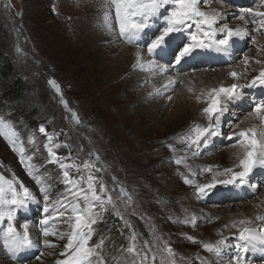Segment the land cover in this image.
<instances>
[{
    "label": "rangeland",
    "instance_id": "1",
    "mask_svg": "<svg viewBox=\"0 0 264 264\" xmlns=\"http://www.w3.org/2000/svg\"><path fill=\"white\" fill-rule=\"evenodd\" d=\"M262 5L264 0H209L206 5L202 4L201 10L218 12L220 16L217 26L239 21V29L247 30L248 35L243 39L233 37L228 51L218 53V56L210 54L217 53L214 50L198 49L201 52L194 55L192 62L187 59L176 66L175 71L170 68L164 75L147 67L145 70L134 68L133 74L124 73L118 78V84L111 87L110 79L98 71L85 76L91 66L99 65L101 49L107 47L108 43L121 40L118 29L115 33L110 32L105 24L104 15L107 12L113 28H116L111 0H0L1 52L9 58L15 74L21 79L20 85L29 93L26 94L27 103L37 107L42 118H48L23 145L16 142L17 138L6 125H0L5 133L0 135V176L8 181H16L17 187L23 183L35 197L28 207L18 210L15 224L22 231L20 226L28 223L33 239L39 244V248L23 250L27 255L20 257L23 251L17 254L21 263H16L0 240V252L4 258L14 264H32L38 262L35 257L41 251L54 250L59 255L63 244L67 242L66 239L50 237L53 243H59L62 248L43 246L40 220L48 214L43 211L44 200L40 186L29 175L25 163L21 162L19 149L23 148L24 156L31 157V163L38 166L35 175L45 182L46 187L50 186L52 197L65 192L62 170L58 164L49 162L48 151L44 147L48 142L47 136L39 131L44 127L48 134H55L50 147L62 158V162L80 165L79 172L75 167L69 169L73 176H83L86 181L91 173L109 189H116L110 193L116 207L108 204L99 209L97 222L92 225V239L89 241L93 245L103 239L104 245L100 251L105 264H126V257L130 264L133 257L123 250L129 246L133 236L136 237L138 248H143L146 242L162 246L156 237L162 238L174 249L175 264H230V258L238 254V234L235 235V232V236L221 237V217L226 212L242 214L241 204L252 201L258 203L259 199L264 198V176L261 175V169L256 170L254 179L253 176L250 178L261 185L255 192L247 186L241 188L217 184L210 193L198 197L196 186L212 179V173L200 171L203 168L211 166L213 172H222L225 168L239 171L236 167H230L238 157L232 164L230 158L241 150L239 146L232 147L233 141H229L227 136L239 132L245 122L248 127L260 126V121L250 119L253 116L249 113L253 100L264 97V88H243L242 96L233 100L224 99L227 110L221 124L223 136L211 138L206 147L196 150L198 155L193 156L181 138L188 135L194 138L195 133L191 129L196 125L206 127L208 124L202 109L207 106L203 101L207 99L209 89H204L196 81V73L223 71L228 74L232 84H246L252 78L246 72L253 70L250 65L260 66L254 61L257 58L263 59L264 51L258 52L257 48L264 45V34L255 30L259 25L251 22L252 17L245 10L251 8L264 11ZM241 15L247 19H240ZM243 21L244 24L248 22L245 27ZM157 27L159 21L142 34L138 43H146ZM192 30H195V26ZM261 31L264 32V29ZM253 37L257 44L252 43ZM187 40L186 34H178L173 47L166 51V56L158 55L156 62L165 65L174 63L175 47ZM121 43L146 53V48H138L123 40ZM245 57L252 61L247 67ZM240 68L243 73L237 80H233L229 74L238 73ZM175 75L179 77L174 79L175 85L169 86V89L164 88L169 78ZM49 80L59 86V93L56 87L49 84ZM198 96L201 102L196 101ZM61 97L67 102V109L61 103ZM72 112L76 113L79 123L72 119ZM13 143L16 150H13ZM176 160H181V163L178 165ZM86 162L95 167L85 169L83 164ZM185 178L191 179L193 183L185 184ZM120 188L132 197L130 205L126 203L127 196L119 194ZM236 190L248 192L245 197L237 200L230 198ZM249 190L254 195L248 194ZM69 199L76 202V197L70 194ZM79 204L83 206L84 201L80 199ZM250 206L254 208L252 203ZM60 211L65 210L61 208ZM193 215L197 220L196 226L190 223L186 226L183 221ZM106 221L111 223L110 228L107 223L104 225ZM113 221L119 222L118 228ZM135 221L136 226L131 225ZM50 225L54 231L67 232V214L64 217L54 215ZM96 225H100L99 230ZM5 226L0 224V230ZM104 228L108 230L104 231ZM114 236L117 240H114ZM187 236L194 237L196 243L189 241ZM221 238L226 240V244L216 259L215 254L204 251L202 244H215ZM261 249L264 252V244L259 242L254 249H250L246 253V264H264V258L254 261L251 258L252 253H255L253 258L259 257ZM59 258L66 257L59 255ZM149 264H153L151 254ZM154 264H161L159 254Z\"/></svg>",
    "mask_w": 264,
    "mask_h": 264
},
{
    "label": "snow or ice",
    "instance_id": "2",
    "mask_svg": "<svg viewBox=\"0 0 264 264\" xmlns=\"http://www.w3.org/2000/svg\"><path fill=\"white\" fill-rule=\"evenodd\" d=\"M208 2L209 0H111L115 11L116 28L114 29L110 22L109 13H105L104 20L110 32L115 33L118 29L119 39L138 48H146L147 57L150 59L145 60L140 51L136 53V64L141 67V70H145L147 67L164 75L169 72L170 68L175 71L176 66L181 65L189 58H194V53L197 49H209L217 53H224L231 47L233 37L243 39L248 35L247 30L230 28L227 23L217 26L220 14L215 11L205 12L201 10L202 4L206 5ZM245 11L252 17L251 22L254 25H259L255 30L259 34H264L261 31L264 29V11L251 8ZM240 19L247 18L241 15ZM157 21H159V27L156 28L153 36L144 44L138 43L142 38V34L152 28ZM193 26H195V30H192ZM181 33L186 34L188 40L175 47L173 52L174 63L170 65L158 64L156 57L172 48L175 43V37ZM252 43L257 44L255 37L252 38ZM257 51H264V45L259 46ZM244 62L247 67L252 61L245 57ZM254 62L261 65V68L258 75L252 77L246 84L233 83L230 87L222 85L219 88L208 90L207 99L203 101L207 106L202 109V113L208 120L207 126L196 125L191 129V132L195 133L194 138L191 135L181 138V142L187 144L188 150L192 152L193 156L198 155L196 150L206 147L211 138L223 136L221 124L227 110L224 103L225 98L233 99L239 96L243 88H264V59L257 58ZM229 75L236 79L240 74L231 72ZM175 83L174 79L169 78L167 84L163 87L168 88L169 86H174ZM49 84L56 87V91L59 93V86L55 85L54 81L49 80ZM157 93H159V89H157ZM168 99L171 100V97H168ZM196 99L197 102H201L200 96L196 97ZM61 103L67 109L68 105L63 97H61ZM249 114L260 121V126L248 127L227 136L229 141H233L231 146H239L241 150L242 154L238 156L239 162L235 166L239 171L234 168H225L222 172H213L211 166L201 169V172L212 173V179L203 185L196 186V195L198 197H203L211 192V190L216 188L217 184L236 187L247 186L253 189L254 192L261 186L251 181L250 178L257 169H264V98L253 100V107ZM71 115L72 119L79 123L76 113L72 112ZM3 124L4 122L0 120V125ZM39 131L47 136L48 142L45 143L44 147L48 151L49 162L59 165L65 184V192L53 198L50 186L46 187L45 182L35 175L38 166L31 163V157L24 156L23 148L19 149L21 162L25 163L29 175L33 176L37 185L40 186V192L44 200L43 211L48 214L40 220V225L42 226L40 235L43 237V246L50 249L58 247L49 239L50 237L60 240L66 239L67 242L63 244V250L59 253L61 257L66 258L55 260V264H105L100 251L104 245L103 239L93 245H90L89 241L92 239L94 232L92 225L97 222L99 209L105 208L108 204L116 207L110 194L116 189H109L100 181V178L91 173L88 174L86 181L83 176L79 178L73 176L69 169L75 167L77 172H79L80 165L62 162V158L50 147L55 134H48L44 127H41ZM4 134V131L0 129V135ZM12 135H15V133H12ZM59 146L57 145V147ZM12 147L13 150H16L15 143L12 144ZM169 147L172 148L171 145ZM98 159L99 157H97ZM175 163L179 165L181 160H176ZM83 167L88 169L95 167V165L86 162ZM96 171L99 172L100 169L97 168ZM220 177L223 178L220 179ZM184 183L191 185L193 181L185 178ZM85 184L86 187L84 186ZM97 184H99V188H97ZM69 194L76 197V202H72L69 199ZM119 194L127 196L126 203L131 204L132 197L126 193L125 189L120 188ZM105 196H107L106 199ZM80 199L84 201L83 206L79 204ZM34 200L35 197L32 191L23 183H19L17 187L16 181H8L3 176H0V224L6 225L0 230V240L3 242V248L13 259H16L17 254L23 250L39 247L38 242L33 239L29 231L28 223L20 226L22 231H19L15 224L18 210L28 207L29 202ZM50 205L52 206L51 213ZM61 208L65 211H60ZM57 214L61 217L67 214L69 229L67 232L54 231L50 225V220ZM117 214L119 215V213ZM121 219H123V216H121ZM255 219L260 222L257 228L248 226L253 221H239L241 227L237 229L238 236L236 237L238 254L230 258V264H246V253L250 249H254L258 242L264 244V215H257ZM183 223L186 226L190 223L195 227L197 220L193 215L185 219ZM186 238L196 243L194 237L187 236ZM156 240L161 241L162 246L146 242L143 248H138L136 237L133 236L129 246L123 250L128 256L133 257L130 264H149L150 254L153 264L157 254L160 255L161 264H175L176 253L174 249L168 242L162 241V238L156 237ZM225 244L226 240L221 239L215 244L203 243L202 248L204 251L219 257L222 246ZM154 248L156 251H153ZM44 255L45 253L41 251L40 255L35 258L40 260ZM125 261L128 264L127 257Z\"/></svg>",
    "mask_w": 264,
    "mask_h": 264
},
{
    "label": "bare ground",
    "instance_id": "3",
    "mask_svg": "<svg viewBox=\"0 0 264 264\" xmlns=\"http://www.w3.org/2000/svg\"><path fill=\"white\" fill-rule=\"evenodd\" d=\"M230 18V17H229ZM231 19V18H230ZM229 23V22H228ZM248 22L244 21L242 22L243 26L246 25ZM250 24V23H249ZM230 28H239L241 26V22L239 21H233L232 23H229L228 25ZM245 27V26H244ZM105 34V33H104ZM103 34V35H104ZM110 34V33H109ZM178 36V35H177ZM177 36L175 38H177ZM112 40V38H110V41ZM109 40L107 42H110ZM120 41V42H119ZM115 43H111V44H107V47H104L101 49V52L99 54V65L97 66H91L85 73V76H89L90 74H92L94 71H98L99 74L104 75L106 78L110 79L111 87H114L118 84V81L121 76H123V74L127 73L128 74H133L136 68L139 69V65L136 64V53L138 51L142 52L145 60L150 59L149 57H147V53H145V51L142 50H137L135 51L134 49L124 45L123 43H121V40H119ZM105 45V44H104ZM169 51V50H168ZM257 52V51H256ZM197 53H200L199 50H196V52L194 53V55H196ZM166 54L162 53L160 55L164 56ZM192 62L194 60V58H189ZM264 59V56H263ZM134 62V66H132ZM208 63V62H207ZM212 64V63H209ZM257 66V67H256ZM254 66L253 64L250 65V68L253 70H247L246 72H248L250 74L251 77H254L256 75H258L259 70L261 68V65L258 66L256 65ZM194 67V66H193ZM259 67V68H258ZM135 68V69H134ZM141 68V67H140ZM256 70V71H255ZM238 74L243 73V69L240 68L238 69ZM150 72V71H149ZM155 73H158L156 71H154ZM94 74V73H93ZM127 74V75H128ZM173 74V73H172ZM171 74V75H172ZM154 75V74H153ZM181 76V75H180ZM186 76V75H185ZM185 76H182L185 77ZM244 76V75H243ZM127 77V76H126ZM187 77V76H186ZM129 78V77H128ZM173 79H178L179 77L175 75V77H172ZM196 81L200 83V85L203 86L204 89H210V88H219L220 86H229L232 84V82L229 81L228 78V74L225 72H214V73H209V72H201V73H196ZM233 79V78H232ZM251 79V78H250ZM121 80V79H120ZM185 80V79H184ZM234 80V79H233ZM237 80V78H236ZM235 80V81H236ZM249 80V79H248ZM127 81V80H125ZM234 81V82H235ZM245 81V80H244ZM237 82V81H236ZM133 83V82H132ZM208 84V86H207ZM208 87V88H207ZM169 89V88H168ZM260 89V88H259ZM247 90H249V88H247ZM242 91V90H241ZM241 95V94H240ZM259 95V94H258ZM257 95V97H259ZM242 96V95H241ZM264 98V97H263ZM233 100V99H232ZM231 100V101H232ZM197 101V100H196ZM250 117V116H249ZM248 117V118H249ZM254 117H251L250 119H252ZM257 121V119H256ZM250 122V120H249ZM248 128V124L247 122H245L243 124V126L241 127L240 131ZM210 143V142H209ZM242 154L241 151H239L238 153H236V155H234L232 158H230L231 164L232 162L235 161V159ZM238 160L236 162L233 163V165H231L230 167H235L238 164ZM237 170V169H236ZM261 175L264 176V169H261ZM254 179V176H253ZM257 180V179H256ZM255 180V181H256ZM242 188V187H241ZM214 192V191H213ZM242 193V195H240V193ZM248 192V190L245 192V190L242 191H238L237 190L235 192H233V195L230 198H234V199H239L242 197H245V194ZM210 193V192H209ZM238 193V194H237ZM248 194H253L254 192H251L249 190ZM212 196V195H211ZM208 197V196H207ZM209 198V197H208ZM217 199V198H216ZM250 200V199H249ZM232 201V200H231ZM217 202V201H216ZM213 203V202H212ZM254 205V208L251 207L250 205ZM251 203L248 204H241L240 206L242 207L243 213L242 214H236V213H228L226 212V214L224 216L221 217V228L219 231H221V237H230L233 236L235 234V232H237L235 235L238 234L237 229L239 227H241V225H239V221L240 220H250L253 221L252 224L248 225L249 227L252 228H257L260 224V222L256 221V216L257 215H264V198L259 199L258 203L256 201H252ZM220 221V220H219ZM56 223V222H55ZM235 225V226H233ZM56 230V229H55ZM68 231V230H67ZM33 235H36L35 233H33ZM234 235V236H235ZM40 237V236H39ZM53 239V238H52ZM222 239V238H221ZM220 239V240H221ZM62 243V242H61ZM58 244V248H62L61 245L59 243ZM39 248V247H38ZM38 250V249H37ZM60 251V250H59ZM222 251V250H221ZM22 252V251H21ZM44 252V251H43ZM58 252V251H57ZM226 252L225 250L223 251V253ZM45 255L41 257L40 260H38V262H34L32 264H55V260L60 259L59 255L56 253V251L54 250H47L46 252H44ZM208 253V252H207ZM20 254V252L18 253ZM251 254V252L249 253ZM255 253L251 254V258L252 260H260L262 258H264V252L262 251V249L260 250V255L259 257H255L253 258L252 255ZM27 255L25 253V251H23V255H21L20 257ZM225 256L226 253H224ZM250 256V255H249ZM248 256V257H249ZM12 258V257H11ZM212 258L214 259V256L212 255ZM216 259H218V257L216 256ZM16 263H21L18 258L13 259ZM17 260V261H16ZM34 260V259H33ZM249 262H251V259H248ZM220 263V262H219ZM0 264H14L9 262L7 259L4 258V255L0 252Z\"/></svg>",
    "mask_w": 264,
    "mask_h": 264
},
{
    "label": "trees",
    "instance_id": "4",
    "mask_svg": "<svg viewBox=\"0 0 264 264\" xmlns=\"http://www.w3.org/2000/svg\"><path fill=\"white\" fill-rule=\"evenodd\" d=\"M20 81L11 61L3 55L0 49V120L11 132L15 133L16 142L23 145L48 118H42L38 108L34 107L32 103H27L26 94L29 93L20 85ZM106 223L109 228L112 226L107 221L104 225ZM112 223L118 228V221ZM136 223L135 221L131 225L136 226ZM96 226L99 230L100 225ZM103 230L107 231L108 229L104 228ZM114 238L117 240V237L114 236Z\"/></svg>",
    "mask_w": 264,
    "mask_h": 264
}]
</instances>
